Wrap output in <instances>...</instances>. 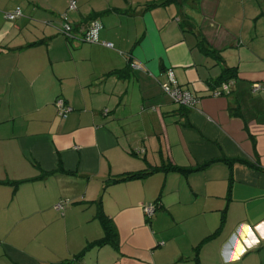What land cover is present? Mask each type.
<instances>
[{
	"label": "crops",
	"instance_id": "crops-1",
	"mask_svg": "<svg viewBox=\"0 0 264 264\" xmlns=\"http://www.w3.org/2000/svg\"><path fill=\"white\" fill-rule=\"evenodd\" d=\"M159 1L0 0V264H264V0Z\"/></svg>",
	"mask_w": 264,
	"mask_h": 264
},
{
	"label": "built area",
	"instance_id": "built-area-1",
	"mask_svg": "<svg viewBox=\"0 0 264 264\" xmlns=\"http://www.w3.org/2000/svg\"><path fill=\"white\" fill-rule=\"evenodd\" d=\"M75 1H71L70 8H75ZM22 15V11L18 8L13 12L5 13V17L10 20H14L18 16ZM64 22L61 24V32L66 35L67 37H78L79 40L83 42H90V43H101L105 46L112 47L113 44L110 41H102L99 37V30L101 28V24L94 20L89 25H83L81 29H79L78 36H75L73 33V27L69 20H67L66 15H63ZM168 80L162 84L163 90L165 93L176 103L181 104L185 107H192L194 106L197 101L198 97L191 92L189 89L183 88L174 76V72L172 69H168ZM233 82L225 81L221 83L220 89H216L213 91V95H221L223 93H230L231 85ZM260 86L258 83L253 85V90L259 89ZM56 106L58 108V114L62 117H66L68 113L72 110V108L65 104L63 99H57ZM57 210H63L64 208V201H61L55 205ZM146 212L151 215L155 210V205H147L145 206Z\"/></svg>",
	"mask_w": 264,
	"mask_h": 264
},
{
	"label": "trees",
	"instance_id": "trees-1",
	"mask_svg": "<svg viewBox=\"0 0 264 264\" xmlns=\"http://www.w3.org/2000/svg\"><path fill=\"white\" fill-rule=\"evenodd\" d=\"M166 1L167 0H162V1H159V2H153V3L150 4V6H157V5H160V4H164ZM94 20H96V19L88 21L84 25H89ZM81 27L77 28L78 31H79V29H81ZM201 41H202L201 45L206 48L208 53H211V54H214V55L217 53V51H215L212 47L206 46L203 40H201ZM229 79H231V78H229ZM227 80L228 79H224L223 80V78H220V79H218V80H216L214 82L217 83V84L219 83L221 85V83H223L224 81H227ZM222 160H225L227 162L232 163L235 159L222 158ZM213 161H215V160L207 161V162L203 163L202 165L197 166L196 169L204 168V167L208 166L209 164H211ZM169 168L172 169V170H175V171L183 172V173H185V172L187 173L188 171L192 170V168H185V167H181V166H177V165H170ZM155 170H157V169L150 170V171H137V172H132V173H128V174H121V175L115 177L112 180L114 182H120V181H125V180L141 179V178L146 177L147 175H149L151 172H153ZM58 211H61V210H58ZM98 218L102 222L104 230H105V236L99 241V243L115 242L117 240V233H116V230H115V226H114L112 220L108 217L107 214H105V212L101 208L98 211ZM200 245H201V243H200ZM78 256L80 257L82 255L80 254Z\"/></svg>",
	"mask_w": 264,
	"mask_h": 264
}]
</instances>
